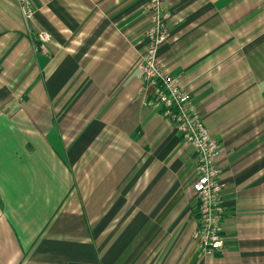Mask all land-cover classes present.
<instances>
[{"label": "crops", "instance_id": "crops-1", "mask_svg": "<svg viewBox=\"0 0 264 264\" xmlns=\"http://www.w3.org/2000/svg\"><path fill=\"white\" fill-rule=\"evenodd\" d=\"M32 1L27 29L0 0V264H264V0H165L158 59L218 143L209 255L193 146L139 76L147 0Z\"/></svg>", "mask_w": 264, "mask_h": 264}, {"label": "built area", "instance_id": "built-area-1", "mask_svg": "<svg viewBox=\"0 0 264 264\" xmlns=\"http://www.w3.org/2000/svg\"><path fill=\"white\" fill-rule=\"evenodd\" d=\"M22 19L29 29L36 7L32 0H17ZM149 27L144 34L145 48L139 63V76L144 86L151 89L148 105L159 108L169 119L180 137L191 144L195 154V178L192 189L196 202L198 227L194 238L201 255L220 252L224 239L220 232L223 216L221 167L217 162L218 143L204 126L195 104L179 84L178 76L168 73L158 59L157 51L167 37V22L171 16L165 0H147ZM49 34L38 31L37 47L45 48Z\"/></svg>", "mask_w": 264, "mask_h": 264}]
</instances>
